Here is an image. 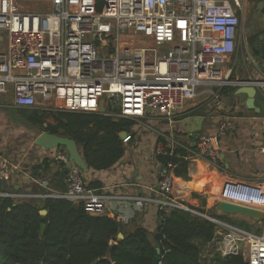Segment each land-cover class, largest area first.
I'll return each instance as SVG.
<instances>
[{
    "label": "built area",
    "instance_id": "2783aa9c",
    "mask_svg": "<svg viewBox=\"0 0 264 264\" xmlns=\"http://www.w3.org/2000/svg\"><path fill=\"white\" fill-rule=\"evenodd\" d=\"M243 6V0H0V104L9 96V106L15 109L97 112L104 98L105 108H119L116 115L106 113L109 116L140 120L150 109L161 119L174 120L205 87H235L229 60L240 42ZM258 80L257 92L264 96V78ZM232 129V119L224 118L216 134L199 137L195 149L174 141L171 148L187 150V161L197 158L217 166L218 140ZM125 133L123 145L131 141V134ZM166 148L159 142L155 152L165 154ZM256 150L264 156V135ZM50 151L54 164L68 168L64 190H54L47 179L32 177L18 159L0 154V197L65 199L82 204L91 216L129 221L133 211L124 198L117 199L116 212L110 214L108 198L86 186L66 151ZM173 169L170 162L161 165L160 198L155 202L165 211L189 210L171 197ZM21 180L33 182L42 192L13 191ZM240 185L225 184L235 191L220 201L264 214V182ZM212 223L215 233L204 244L209 252L201 251L202 261L218 254L242 256L244 264H264V232L217 219Z\"/></svg>",
    "mask_w": 264,
    "mask_h": 264
},
{
    "label": "trees",
    "instance_id": "16d2710c",
    "mask_svg": "<svg viewBox=\"0 0 264 264\" xmlns=\"http://www.w3.org/2000/svg\"><path fill=\"white\" fill-rule=\"evenodd\" d=\"M261 33L264 35V31ZM261 33L248 38L260 60L264 59V41L259 48L255 45ZM235 90L224 86L220 91L232 95ZM118 112V106L110 104L106 105L105 113L18 109L23 121L40 132L73 140L85 164L93 171L113 167L124 153L118 135L130 132L134 123L131 119L106 115ZM187 156V150L175 146L166 148L165 154H156L155 160L159 165L170 162L174 176L186 179ZM52 164L44 159L32 173L43 178ZM55 167L57 179L51 180L50 173L48 183L54 190L62 191L68 168L63 164ZM86 186L100 189L101 183L90 182ZM30 189L32 193L42 192L36 184H31ZM228 191L222 185L224 197L229 196ZM40 210L46 214L40 215ZM156 214L158 225L150 236L143 227L126 229L115 219L91 216L82 204L65 199L0 197V264H153L155 256L159 258L158 264H244L242 256L222 258L214 254L209 262L200 259V247L210 242L215 233V225L208 219L181 208L157 209ZM210 216L246 230L253 225L244 220L235 222L233 218ZM40 224L45 225L42 238L38 237ZM118 233L122 239L117 238Z\"/></svg>",
    "mask_w": 264,
    "mask_h": 264
},
{
    "label": "crops",
    "instance_id": "0c3cea01",
    "mask_svg": "<svg viewBox=\"0 0 264 264\" xmlns=\"http://www.w3.org/2000/svg\"><path fill=\"white\" fill-rule=\"evenodd\" d=\"M263 61L264 59L257 60V73L251 70L248 71L250 76H236L232 80L263 79L264 69L260 66ZM220 90L221 88H215V86L205 87L204 94L197 95L188 101L184 110L174 120L167 121L150 112L140 120H132L134 124L129 132L132 134L131 141L123 145L124 153L121 159L113 167L104 171H93L88 168V172L83 174L84 182L86 184L96 181L101 183L100 189L95 190L98 194L108 198L106 207L110 214L116 212L117 199L124 198L126 206L133 211L132 217L126 224L143 227L152 234L158 225L156 214L158 206L155 200L160 198L157 183L161 165L155 160L156 145L163 140L167 148H171L170 142L174 141L176 144L188 145L190 150H193L195 145L194 147L192 145L200 136L216 134L219 123L224 118L232 119L233 129L218 140L217 166L203 159L190 158L187 163V178L174 177L172 199L191 212L200 213L199 210H202L203 215L210 216L213 214L215 204L223 198V195H218L222 190V185L233 183L241 186L240 183L264 182V156L256 150L264 135V115L260 114L261 109L256 104V96L262 101H264V96L256 94L255 106L258 112H254L245 107L246 96L244 94L234 91L230 95L221 93ZM199 97L204 98L203 102H199ZM7 98L5 103L0 104L2 109L0 118L4 112L18 111L9 106L10 97ZM234 101L239 103L235 104ZM17 120L19 124L12 130L15 133L12 139L14 142H19L20 139H16L22 135L19 132L21 124L30 129L35 128L18 115ZM250 121L256 122L261 128L258 131L260 136L255 140L253 134L245 131ZM40 133L38 131L37 135ZM13 146H15L13 141L7 143L6 139L0 141V154L18 159L19 164L34 178L37 176L32 173L33 168L44 159L52 161L51 151L36 147L34 143L30 149L24 147L13 151ZM51 166L49 174L43 176L47 180L51 178L50 173L52 174L51 180L57 179L54 177L55 164ZM63 182L66 184V177ZM31 184L34 183L21 180L15 182L12 187L15 192H23L31 190ZM225 188L228 189L227 186ZM234 191V188H229V196ZM136 206L138 209L134 210ZM200 249L209 252V248L205 245H202Z\"/></svg>",
    "mask_w": 264,
    "mask_h": 264
},
{
    "label": "rangeland",
    "instance_id": "374dc122",
    "mask_svg": "<svg viewBox=\"0 0 264 264\" xmlns=\"http://www.w3.org/2000/svg\"><path fill=\"white\" fill-rule=\"evenodd\" d=\"M262 2H263V0H243L244 16H243V20L241 23V38H240V42L238 43L236 53L233 56H231V58L229 60V63L231 65H233L235 68L231 73V79H233L236 76H250L248 71H251V70H254V72L257 73V60L259 57L253 53L252 48L248 43V38L253 34H256V33L259 34L262 31H264L262 29V25H261V22L259 20L260 16L258 13ZM263 37H264V35L261 33L260 38L255 45L258 48L260 46H262V42L264 41ZM257 93L260 94L259 92H257ZM7 99L8 98L6 97L3 101V103H5V101H7ZM203 100H204L203 97H199L200 103L203 102ZM234 102H235V104L239 103L237 101H234ZM256 104L261 109L260 114L264 115V101L259 99L258 96H256ZM0 110H2V109L0 108ZM17 115L20 116L18 111L4 112L2 114V118H0V141H3L4 139H6V143L9 141L10 142L13 141V144L16 146V147L15 146L12 147L13 151L14 150H21L24 147L30 149L33 147V139L37 135V132L39 130L36 128L30 129L29 127H26V126L21 124V126H19L20 130L19 129L18 130H19V132H21L20 134H22V135H21V137L18 136V138L16 139V140L20 139L19 142H14V140H12V139H13V137H14L13 135H15V133H13L12 130H14L13 128H17L15 126L19 124V121L17 120ZM248 124L249 125L246 127L245 131L250 132L251 135L253 134L252 136H253L254 140L257 139L258 136H260L258 134V131H260L261 128L258 127L257 123L254 121H250ZM8 126H9V128H8ZM10 133L11 134L13 133V134L11 135ZM220 190H221V188H220ZM218 195L222 196L221 192ZM223 198H225V197L223 196ZM213 214H214V211H213ZM207 216H209V215L207 214ZM210 217H212V216H210ZM212 218L216 219L214 217H212ZM233 220L236 222V221H240L242 219L233 218ZM222 222L225 224H228V225H232L228 221H222ZM125 226H126V229L135 228V226H130L129 224H126ZM238 228H241V227H238ZM242 229H244V228H242ZM245 230H246V228H245ZM248 231H253L256 234H261L262 232H264V223L263 224L260 223V224L250 225V228ZM150 236H151V234H150Z\"/></svg>",
    "mask_w": 264,
    "mask_h": 264
},
{
    "label": "water",
    "instance_id": "95a60500",
    "mask_svg": "<svg viewBox=\"0 0 264 264\" xmlns=\"http://www.w3.org/2000/svg\"><path fill=\"white\" fill-rule=\"evenodd\" d=\"M258 13L260 16L259 20L261 22L262 29L264 30V0L259 8ZM260 66L261 68L264 69V61L260 63ZM259 81L260 80H254V79L234 81V86L236 87L235 92L244 94L246 96L245 107L248 110H253L254 112H258V108L255 106V96L257 94L256 83ZM104 102H105L104 98H101L99 100L98 110H97L98 113L105 112ZM146 112L149 113L150 109H147ZM125 135H126L125 132H121L119 133L118 136L120 139H122L125 137ZM33 143L36 147L48 151L54 149H64L68 155V160L70 163H72L74 166L79 168L82 174H86L88 172V167L85 164L79 152V149L73 140L58 135H52L47 132H41L39 135L35 137ZM194 145L195 144L193 143L192 146L194 147ZM2 184H5V181H3ZM39 214L44 216L46 214V211L40 210ZM214 214L219 217L242 219L251 224H260L264 219V214L261 210L228 201H218L214 207ZM199 215L208 219L211 222L215 220L207 215H202V214ZM44 227H45L44 224H40L38 230L39 238H42ZM117 238L122 239L123 238L122 234L118 233ZM156 252L157 253L159 252L158 248H156ZM158 261H159L158 256H155L153 258V264H158Z\"/></svg>",
    "mask_w": 264,
    "mask_h": 264
},
{
    "label": "flooded vegetation",
    "instance_id": "af4514ba",
    "mask_svg": "<svg viewBox=\"0 0 264 264\" xmlns=\"http://www.w3.org/2000/svg\"><path fill=\"white\" fill-rule=\"evenodd\" d=\"M11 112V111H10ZM15 113V112H14Z\"/></svg>",
    "mask_w": 264,
    "mask_h": 264
}]
</instances>
